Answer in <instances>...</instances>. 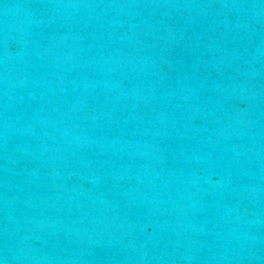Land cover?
Returning a JSON list of instances; mask_svg holds the SVG:
<instances>
[{"label": "water", "instance_id": "obj_1", "mask_svg": "<svg viewBox=\"0 0 264 264\" xmlns=\"http://www.w3.org/2000/svg\"><path fill=\"white\" fill-rule=\"evenodd\" d=\"M0 264H264V0H0Z\"/></svg>", "mask_w": 264, "mask_h": 264}]
</instances>
